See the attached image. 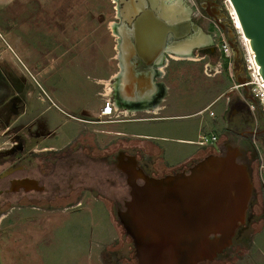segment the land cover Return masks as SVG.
<instances>
[{
	"label": "rangeland",
	"instance_id": "374dc122",
	"mask_svg": "<svg viewBox=\"0 0 264 264\" xmlns=\"http://www.w3.org/2000/svg\"><path fill=\"white\" fill-rule=\"evenodd\" d=\"M101 1L13 0L7 4L6 9L1 8L0 72L2 71L5 75L4 71H6L7 77L14 83L15 91L27 104L32 107L39 106L37 95L42 93V90L53 101L64 100L79 107L87 103L93 107L99 104L93 99L97 88L94 79L105 75L104 72L108 68L110 70L108 73L118 71L116 61L112 63L107 61L109 56L116 55L118 52L114 49L118 39L113 38L114 26H116L113 17L115 14L110 13L103 5L109 2ZM93 4H102V6L95 9ZM84 7H86L85 10ZM225 7L227 15L230 16L231 9L226 0ZM229 18L231 23V17ZM102 19L103 22L106 20V23H102ZM235 28L233 29L231 25L240 50V61L245 65L248 53L244 38L236 25ZM207 56V60L201 63L186 60L177 64L170 63L169 81L172 82L169 83L174 85V91H176L173 93L175 97L170 100L172 105H176V110L181 113L187 109H202L203 106L209 105L212 107L211 111L219 114V121L215 122V126L216 128L219 126L222 130L221 115L223 116L224 111L229 108L226 100L232 94L230 92L235 82L233 76L229 81L225 75H217L219 58L212 54ZM245 69L248 73L246 66ZM97 70L99 73L96 72ZM223 76L225 83H223ZM165 80L159 79L158 82H165ZM3 81L4 77L0 74V84ZM236 96H232L231 99L233 100ZM52 109L56 110L53 107ZM259 111L264 114L263 107ZM34 112L31 111L29 115L32 116ZM206 117L209 118V113H206ZM139 118L138 116L135 119ZM195 123L194 120L166 123L137 120L119 125L117 129L128 135H135L120 141L136 142L137 147L132 153L139 151L142 155L143 150L138 149V145L149 143L136 139V135L158 132L161 136L169 138L184 137L180 134L194 138ZM189 125L192 128H186ZM232 127L238 131L244 130L243 124L237 119ZM66 129L67 127H64L62 131L65 132ZM217 133L214 135L220 138L217 143L222 147L223 152L226 151L225 145L238 147L242 150L241 159L244 163L246 162L243 158L247 159L251 151L258 153V150L259 152L262 150L259 142L251 149L246 142L239 141L238 138H227ZM42 144H46V140H43ZM152 144L165 152L164 156L152 158V162L148 165L153 178L157 179L188 170L196 163L187 162L191 156L203 155L204 152L218 154L214 144L212 146L208 144L204 151H200V147L178 145L169 140ZM126 149V145L120 144L118 150L121 152ZM140 154H137L138 163L141 161L145 164ZM261 159L262 161L251 166L247 163L251 172L253 171L254 194L257 195L264 191V150L261 152ZM125 188L124 186L116 189L113 186L112 190L104 189L110 195L118 193L120 197L118 205L90 202L82 208L67 212L37 214L31 217L28 212H25L12 218L7 223L10 228L0 233V264H100L96 256L100 247L105 245L108 247L104 248L103 253L101 252L103 264H138L132 242L125 235L116 214L117 209L120 211L124 209V203L129 199V189ZM121 199L125 200L124 203ZM70 200L76 201L75 198L69 197L63 203L68 204ZM110 212L113 213L112 216ZM263 212V204L255 199L252 209L248 211L245 225L237 231L233 245L215 261L201 264L264 262ZM260 254H263L261 259H259Z\"/></svg>",
	"mask_w": 264,
	"mask_h": 264
},
{
	"label": "water",
	"instance_id": "95a60500",
	"mask_svg": "<svg viewBox=\"0 0 264 264\" xmlns=\"http://www.w3.org/2000/svg\"><path fill=\"white\" fill-rule=\"evenodd\" d=\"M229 3L237 14L241 36L247 39L264 82V0H229ZM183 12L168 4L161 14L154 7L147 9L146 6L120 13L121 90L129 87L132 76L142 66L148 69L143 72L148 78L162 77L163 68L174 53L171 48L194 44L192 30L204 35L188 17H182ZM231 23L228 29L217 24L226 33V42L231 48L234 82L241 89L249 90L248 78H238L245 65L240 61L231 25L236 28ZM205 39L211 41L210 36ZM202 45L196 41L195 48ZM142 89L137 93L139 98L144 95ZM128 96L123 97L136 98ZM242 155L238 147L228 146L225 152L209 155L187 171L159 179L147 175L136 157L128 158L129 199L117 215L125 235L132 241L138 264L213 262L233 245L237 231L246 223L254 195L252 172L242 161Z\"/></svg>",
	"mask_w": 264,
	"mask_h": 264
},
{
	"label": "flooded vegetation",
	"instance_id": "af4514ba",
	"mask_svg": "<svg viewBox=\"0 0 264 264\" xmlns=\"http://www.w3.org/2000/svg\"><path fill=\"white\" fill-rule=\"evenodd\" d=\"M106 1L109 2V4L103 5L108 11H110V13L115 14L113 17L116 26H114L113 38L118 39V41L116 40L117 44L121 39L120 35L123 33L120 13L135 9L136 7L142 8L143 6H146L147 9L154 7L158 14H161L162 9L169 4L174 8L176 7V10H183L182 17H188L190 22L198 26L204 34L201 36L192 30L190 35L196 37H194L195 45L188 44L184 46H173L171 50L174 53H171V59H173L172 55L182 57L187 55L188 57H184L186 58L184 60H187L188 58H191L192 61L200 59L201 62L208 57V54H212L216 55L222 64L223 55L220 48L222 41H226V33L221 30L217 23L219 22L226 29L229 28L228 23L230 18L229 14L227 15L225 0ZM101 6L102 4H93L95 9H99ZM85 8L86 7H84V10ZM101 22L106 23V20L103 22L102 19ZM123 23L127 26L129 25L127 21H124ZM209 36L211 41L209 40L208 42L207 39L204 40V37ZM219 38L221 39L219 40ZM199 40L201 41V44L204 45L200 48H195L196 41ZM139 70H141V72H147L148 69H146L145 66H142ZM4 72L5 75L2 71L0 72L2 77H4V81L0 84V233L6 232L10 228V225H7V223H9L12 218L25 212H28V215L31 217L37 214L46 215L54 212H67L71 209L77 208L69 203H63V201L69 199L72 192L66 186L65 182H54L55 165L53 164L54 159L52 158V154L45 152L42 153L37 150V143H42L43 140L41 141V139H39L38 133L33 132L34 127L30 125H21V122L30 118V104H27L24 99L20 98L15 91L14 83L9 80L6 71ZM217 75H224L223 66H221V70L220 72H217ZM160 77H156V81ZM238 78H248V73L246 72L245 67L243 73H241ZM223 83H225L224 76ZM112 84L114 89H116L113 99L117 100L121 105L128 104L135 108L143 107V105H156L165 94L163 87L156 82L155 89L157 88L158 91L153 95L154 97H152L150 101H145V103L141 99L139 101H132L133 99L127 101L124 99V95H122L120 81L113 80ZM229 89L231 90V87ZM230 93L232 94H230L226 100V105H229V108L224 111L225 114H223V116L221 115L223 123L222 130L219 126L217 128L215 126V122L219 121V114L211 111V107L208 106L200 110V117L204 122V125L200 129L201 134L209 136L218 132L217 134H219V136L227 138L232 137L233 139L238 138L239 141L246 142L247 146L251 149L257 144V142H259L262 147L261 149L264 150V114L259 111L261 109L259 101L252 95L250 89L243 90L234 86ZM234 95L237 96L232 100L231 97H234ZM48 101L50 105L47 104ZM37 102H40V104L44 106L47 105L51 107L52 98L42 90V93L40 92L37 95ZM206 113H209V118L206 117ZM235 119L243 124L244 130L238 131L236 128L232 127V125L234 126L235 124ZM42 139H44V137ZM218 139L220 138H217L215 146L219 153L220 151H223V149L218 145ZM206 147L207 146L202 148ZM227 147L228 145H225V149ZM262 150L260 152L258 150V153L251 151V154L247 159L246 157L243 158L246 164L249 163L251 166V164L253 165L262 161ZM62 160H64L63 157L58 159V162H60L58 165L60 170L68 167ZM139 163V166L144 172L150 177H153V173L149 170V166L141 163V161H139ZM255 199H258L260 203L263 204L264 209V191H261L259 195L254 194L249 210L252 209ZM118 211L119 209H117L116 214Z\"/></svg>",
	"mask_w": 264,
	"mask_h": 264
},
{
	"label": "crops",
	"instance_id": "0c3cea01",
	"mask_svg": "<svg viewBox=\"0 0 264 264\" xmlns=\"http://www.w3.org/2000/svg\"><path fill=\"white\" fill-rule=\"evenodd\" d=\"M12 1L13 0H0V10L1 8L6 9L8 7L7 4H10ZM114 49L118 51V44L116 47H114ZM205 60H207V57L201 62ZM107 61L110 63H112V61H116L118 71L115 73H108V68L104 72L105 75H100L94 79V84L97 88L93 94V99L99 102L97 106H89L87 103L83 107H79L76 104L68 103L64 100L55 99V101L52 100L51 107H46L42 104L39 106H30L31 111H35L36 113L34 112L32 116H30V119L21 122V125L23 126L30 125L34 127L33 132L38 133V137L41 139V141L46 140V144L44 145L42 143H37V150L42 153L45 152L52 154V158L54 159L53 164L55 165L54 182L66 183V186L72 192L70 194V198L73 197L76 199V201L70 200L69 204L76 206V209L82 208L85 204H89L90 202H104L111 205L120 204V197H118V193L117 195H110V193L104 191V189L108 188L112 190L113 186L116 189H120V187L124 186L128 188L126 172L131 168L128 158L136 157L137 159V154H140V152L138 151L137 153H132L134 148L137 147L135 146L136 142L129 143L122 141L129 139V136L134 137L135 135H128L127 133L118 130L117 128L119 125L128 123L129 121L137 120L158 123L193 120L196 122V131L193 134L194 138L187 137L186 134H180L184 137L169 138L166 136H161L158 132L157 134L152 132L149 134L136 135V139L149 143H140V145H138V149L143 150V154H140L142 162H145L147 165H150L152 158L155 159L157 157L164 156L165 154V152H163V150L160 148H155V146L152 144L153 142L169 140L175 142L178 145L195 146L198 148L199 146L197 143L200 141L201 137H211L214 135L212 134L206 136L202 135L200 132L201 127L204 125V122L200 117V110L202 109H187V111L181 113V111L178 112V110H176V105H172V100L170 99L175 97V94L173 93H176V91H174V85L169 83L172 81H169L170 74L168 69L170 67V63L177 64L182 62V60L171 59L167 66L163 68V75L159 79H166L165 82H158L159 79L157 81L155 79L152 80L151 78H148L146 74L141 72V70H138V73L132 76L133 80L129 87H126V89L122 88L121 90L124 95H132L137 98L132 101H139L140 99L143 100L144 103L145 101H150L152 97H154L153 95H155V93L158 91L157 88L155 89L156 82L161 85L165 91L164 97L158 104L150 106L143 105V107L140 108H135L133 106L131 107L128 104L121 105L120 103L119 106L117 100L113 99L116 89H114L112 82L113 80L119 81L120 74L122 72L119 52H117L116 55L109 56ZM186 61L192 63H201L200 59L196 61L187 59ZM96 72L99 73L98 70ZM230 76L231 78L233 76L231 72ZM107 83L112 85L114 93L107 92L109 91ZM139 85L140 87L144 86L145 88L142 89L144 95H142L141 98L137 96V93H141L140 89H136L139 88ZM145 85H150V87L146 90ZM236 85L237 83L235 82L234 86L236 87ZM104 87H106V92L109 94L107 97L114 101L116 109L121 110L127 115H131L132 119L118 123H100V121H102V119H100V113L105 103V99L102 98L100 94L104 91ZM171 94L173 95L171 96ZM127 101H129V99H127ZM208 106L209 105H205L202 108H206ZM52 107L56 110H53ZM138 116L140 118L135 119L138 118ZM64 127H67L65 132L62 131ZM190 127L191 125L186 128L189 129ZM43 137L44 139H42ZM120 139L122 140L120 141ZM120 144L126 145L127 149L120 152L118 150ZM205 149L206 148L202 147L199 148L200 151H204ZM212 154L216 153L204 152L203 155L196 154L198 156L189 157L187 162L198 163L200 160ZM60 157H63V163L68 166L66 169L60 170L58 167L60 163L58 162V159ZM121 200L123 201L122 203H124L125 200ZM111 214L113 213L110 212V215ZM105 247L108 246H101L98 255L96 256L97 261L100 264H103L102 253L104 252ZM261 257H263V254H260L259 259H261ZM255 264H264V262H256Z\"/></svg>",
	"mask_w": 264,
	"mask_h": 264
},
{
	"label": "built area",
	"instance_id": "2783aa9c",
	"mask_svg": "<svg viewBox=\"0 0 264 264\" xmlns=\"http://www.w3.org/2000/svg\"><path fill=\"white\" fill-rule=\"evenodd\" d=\"M227 2V0H226ZM228 4V2H227ZM230 9L231 5L228 4ZM232 23L235 24L233 20L232 11H230V16ZM223 58H227L230 60L229 63V72H231V66H232V52L231 48L228 45V43L223 40L220 48ZM222 64H219V69L217 70L220 72ZM245 66L248 71V83L247 86L250 88L252 95L259 101L261 104V107H263L264 112V82L260 76L258 66L256 65L254 55L251 56L250 54L246 55L245 58ZM236 88H241L239 85L236 86ZM102 98L105 99L104 107L100 113V123H118V122H124L127 120L132 119L131 115H127L124 112H122L119 109H116L114 101L107 97L106 87H104V91L100 94ZM217 141L216 136L211 137H201L200 141L197 143L200 147H205L209 145L215 144Z\"/></svg>",
	"mask_w": 264,
	"mask_h": 264
},
{
	"label": "bare ground",
	"instance_id": "6f19581e",
	"mask_svg": "<svg viewBox=\"0 0 264 264\" xmlns=\"http://www.w3.org/2000/svg\"><path fill=\"white\" fill-rule=\"evenodd\" d=\"M227 2H228V4H229V0H227ZM231 11H232V15H233V20H234V22H235V25H236V27L239 29V31H240V34H241V26H240V23H239V21H238V18H237V14H236V12L234 11V9L233 8H231ZM244 38V37H243ZM208 40V39H207ZM244 42H245V48H246V52L248 53V54H250L251 56H253V53L251 52V49H250V45H249V43H248V41H247V39H245L244 38V40H243ZM198 42V44H201V41L199 40V41H197ZM176 49V48H175ZM181 51V50H180ZM172 57H173V59L174 60H184V59H186V58H184V57H182V56H177V55H172ZM188 59H190V60H192L191 58H188ZM197 60V59H196ZM121 65V68H122V64H120ZM122 70V69H121ZM162 70V69H161ZM117 75V74H116ZM120 76H121V74H120ZM119 79V78H118ZM120 80V79H119ZM125 85H126V83H125ZM107 86H108V90L109 91H107V92H113V87H112V85L110 84V83H107ZM106 86V87H107ZM139 87V86H138ZM143 87L141 86L140 87V89H142ZM114 93V92H113ZM107 95H109V94H107Z\"/></svg>",
	"mask_w": 264,
	"mask_h": 264
},
{
	"label": "trees",
	"instance_id": "16d2710c",
	"mask_svg": "<svg viewBox=\"0 0 264 264\" xmlns=\"http://www.w3.org/2000/svg\"><path fill=\"white\" fill-rule=\"evenodd\" d=\"M229 63H230L229 59L223 58L222 66H223V70H224V75L226 76V78L229 81H231V76H230V72H229Z\"/></svg>",
	"mask_w": 264,
	"mask_h": 264
}]
</instances>
